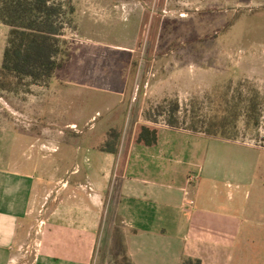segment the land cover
Returning <instances> with one entry per match:
<instances>
[{"label": "rangeland", "instance_id": "rangeland-1", "mask_svg": "<svg viewBox=\"0 0 264 264\" xmlns=\"http://www.w3.org/2000/svg\"><path fill=\"white\" fill-rule=\"evenodd\" d=\"M55 1L73 8L63 20L68 22L63 30L67 38L62 37L68 47L77 30L76 17L81 22L92 17L101 33L89 37L91 41L81 45L79 54L50 80L45 100L49 108L55 104L54 115L69 106L59 96L66 91L62 86L66 81L72 87H84L69 103L90 114L115 104L108 95L120 88L123 79H133V108L142 111L150 127L189 133L168 138L182 142L183 147L175 150L187 162L183 172L189 192L198 183L203 195L217 190L219 203L208 202L216 211L225 210L229 197L234 198L228 210L231 217L200 212L180 236L188 238V243L202 239L195 251L202 264H264V117L254 130L246 129L240 120L236 141L203 132L206 120L215 115L225 97L249 93L254 87L264 98V0ZM96 39L102 42L97 44ZM37 85L26 79L0 88L2 135L50 138L51 132L40 130L48 116L39 120L34 108L30 115L21 113L26 105L42 101V95L35 99ZM175 101L179 109L170 114ZM165 135L161 134L164 141ZM64 150L73 155L72 147L62 145L45 147L43 152L58 157ZM59 187L62 184L54 182L49 192ZM47 203L50 200L39 204L33 224L46 219L51 210ZM32 236L16 251L17 257H30Z\"/></svg>", "mask_w": 264, "mask_h": 264}, {"label": "crops", "instance_id": "crops-1", "mask_svg": "<svg viewBox=\"0 0 264 264\" xmlns=\"http://www.w3.org/2000/svg\"><path fill=\"white\" fill-rule=\"evenodd\" d=\"M76 24L69 56L57 71L79 54L89 37L101 33L92 17L82 22L76 17ZM9 33L10 27L0 21V66ZM38 85L35 99L42 95V101L26 105L21 113L30 115L34 108L39 120L48 116L40 130L51 132L50 138L25 133L12 138L0 131V264H181L185 258H198L195 251L202 239L188 243L181 230L200 212L231 217L234 198L229 197L225 210L216 211L208 202L219 203L217 190L203 195L198 183L191 196L183 172L187 162L175 150L182 142L168 139L173 133H189L163 126L155 145L140 142L141 127L151 124L133 108V79H123L108 95L115 104L90 114L69 103L84 87L63 83L66 91L59 96L69 106L55 116V104L49 108L45 100L49 83ZM111 130L117 137H109ZM59 145L72 147L73 155L66 150L58 157L43 152ZM29 148L36 150L31 153ZM54 182L62 187L49 192ZM43 200H50L51 210L33 224ZM31 233L30 257H17Z\"/></svg>", "mask_w": 264, "mask_h": 264}, {"label": "trees", "instance_id": "trees-1", "mask_svg": "<svg viewBox=\"0 0 264 264\" xmlns=\"http://www.w3.org/2000/svg\"><path fill=\"white\" fill-rule=\"evenodd\" d=\"M69 9L55 0H0V21L10 27L8 45L0 66V88L8 84H20L30 79L33 84H48L55 72L63 66L69 56L68 42L62 39L68 22L63 21ZM264 98L257 88L249 93L240 92L225 97L219 103L215 115L206 120L207 136L236 141L239 136L238 124L244 121L246 129H257L264 117ZM179 109V102L171 106L170 114ZM171 117V116H170ZM169 123L176 126L170 119ZM115 130L109 137H117ZM157 128L143 125L138 140L148 146L158 142ZM107 150L116 151L113 148ZM181 264H202L200 258H185Z\"/></svg>", "mask_w": 264, "mask_h": 264}]
</instances>
